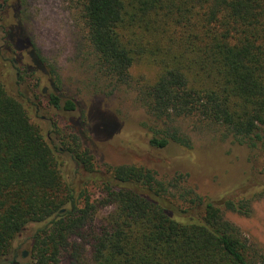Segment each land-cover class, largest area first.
<instances>
[{"label":"trees","instance_id":"1","mask_svg":"<svg viewBox=\"0 0 264 264\" xmlns=\"http://www.w3.org/2000/svg\"><path fill=\"white\" fill-rule=\"evenodd\" d=\"M79 16L97 75L135 85L153 118L143 126L147 147L190 152L191 138L174 124L190 120L244 147L249 160L264 151V0H81ZM13 30L3 36L7 52L20 51ZM29 56L44 63L35 48ZM141 61L155 68L152 79H134ZM48 74L43 102L12 96L0 76V264H17L13 244L31 224L42 226L27 264H60L63 255L68 264H264L256 244L225 217H249L264 184L246 186L244 177L206 198L179 177L160 181L144 167L99 173L80 136L92 115L64 93L54 68ZM30 111L72 117L66 128L45 118V132ZM96 125L108 137L122 127L101 115ZM66 164L72 178L64 176ZM79 170L89 178H77ZM102 208L109 211L100 215Z\"/></svg>","mask_w":264,"mask_h":264},{"label":"rangeland","instance_id":"2","mask_svg":"<svg viewBox=\"0 0 264 264\" xmlns=\"http://www.w3.org/2000/svg\"><path fill=\"white\" fill-rule=\"evenodd\" d=\"M80 1L0 0V76L12 96L20 99V91L24 94L23 99L28 97L37 102L35 99L39 97L43 102L40 89L47 86L49 69L54 68L64 93L78 99L84 112L92 115L87 130L80 136L93 157L96 171L101 174L107 167H144L153 171L160 181L168 182L179 177L182 187L206 198H215L231 182L244 177L246 186L264 184L263 150L256 151L249 160L244 147L234 144L231 139L223 140L217 131L201 130L190 120L174 123L191 138L190 152H179L172 147L155 151L147 147L149 136L144 134L143 126L152 125L153 118L137 102L135 85H116L97 75L96 57L87 42L79 16ZM7 28H14L13 31L18 33L15 43L20 51H6L3 36ZM33 48L44 60L39 66L30 60ZM27 66L33 70L32 74L23 71ZM131 73L135 80H147L154 77L156 70L141 61L134 64ZM16 74L20 77V86L15 83ZM35 86H39V90ZM30 112L33 121L45 132L49 129L47 118H55L60 128H66L68 119L72 117L57 115L53 111H40L36 115L34 111ZM100 115L118 122L121 130L113 137H108L101 130L96 131V119ZM72 171L73 168L66 164L64 176L72 178ZM78 174L77 178H89L81 170ZM87 190L93 200H99L98 189L94 185L88 186ZM108 211L102 208L99 214ZM225 217L264 255V196L253 201L249 217L232 213H225ZM41 226L28 225L14 242L13 256L17 264L32 261V236ZM60 264H68L65 255L61 257Z\"/></svg>","mask_w":264,"mask_h":264},{"label":"water","instance_id":"3","mask_svg":"<svg viewBox=\"0 0 264 264\" xmlns=\"http://www.w3.org/2000/svg\"><path fill=\"white\" fill-rule=\"evenodd\" d=\"M25 255V254H24Z\"/></svg>","mask_w":264,"mask_h":264}]
</instances>
